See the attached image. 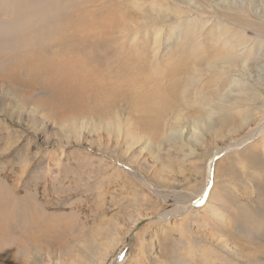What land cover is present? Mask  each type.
<instances>
[{
  "label": "rangeland",
  "instance_id": "obj_1",
  "mask_svg": "<svg viewBox=\"0 0 264 264\" xmlns=\"http://www.w3.org/2000/svg\"><path fill=\"white\" fill-rule=\"evenodd\" d=\"M215 55L226 68L217 78L206 66ZM129 78L192 103L178 123L166 119L175 141L159 156L142 141L149 122L130 115L139 99ZM223 102L242 106L227 114L246 112L238 132L243 118L221 119ZM116 111L142 142L99 128ZM200 114L232 134L195 130ZM261 123L264 0H0V264H264V155L242 154L256 138L233 146ZM204 195L184 231L151 225L178 221L162 216Z\"/></svg>",
  "mask_w": 264,
  "mask_h": 264
},
{
  "label": "bare ground",
  "instance_id": "obj_2",
  "mask_svg": "<svg viewBox=\"0 0 264 264\" xmlns=\"http://www.w3.org/2000/svg\"><path fill=\"white\" fill-rule=\"evenodd\" d=\"M8 1V0H7ZM10 1V0H9ZM13 1H15V0H13ZM9 4V3H8ZM217 5V4H216ZM4 7V6H3ZM17 7V6H16ZM37 8V7H36ZM5 9V8H4ZM230 9V8H229ZM10 12V11H9ZM239 16V15H238ZM14 20V19H13ZM222 20V19H221ZM226 20V19H225ZM224 19L222 20V21H225ZM171 21V20H170ZM220 22V21H219ZM227 22V21H226ZM225 23V22H224ZM28 24V23H27ZM220 24V23H219ZM29 25V24H28ZM224 25V24H223ZM232 25V24H231ZM234 25V24H233ZM224 26H227V25H224ZM223 26V27H224ZM222 27V26H221ZM228 28V27H227ZM231 27H229V29H230ZM234 32H235V30H233ZM234 32H232V33H234ZM225 33H229V32H227V31H225ZM230 34V33H229ZM235 34V33H234ZM235 35H240L239 33H237L236 32V34ZM234 35V36H235ZM222 37V36H221ZM227 38V37H226ZM226 38H224V39H226ZM223 39V40H224ZM74 41V40H73ZM226 44H228L229 46H230V48H229V55L232 53V52H234L235 53V51H236V48H237V45H231V42H230V37H228L226 40H225V43H224V45H226ZM243 44L244 43H241L240 45H239V49H245V48H243L242 46H243ZM240 47H242V48H240ZM238 50V49H237ZM231 52V53H230ZM237 52H241L240 50L239 51H237ZM236 52V53H237ZM207 53H209V52H207ZM238 54V53H237ZM236 54V55H237ZM211 55V54H210ZM228 55V56H229ZM239 55H241V53L239 54ZM207 56V55H206ZM208 57H209V55H208ZM212 57V56H211ZM213 58V59H212ZM209 61H207V68H208V70H210L211 71V69L213 70V73H214V78H217V77H219V76H221V74L222 73H224L225 71H226V68H225V66H224V64H225V60H224V58L222 57V56H218V55H215L214 57H212ZM62 60H60V62H61ZM204 61V60H203ZM204 64H206V63H204ZM246 65V64H245ZM44 66V65H43ZM47 66V65H46ZM59 66V65H58ZM73 66V65H72ZM72 66H70V67H72ZM195 66V65H194ZM205 66V67H206ZM47 67H49V66H47ZM62 67V66H61ZM64 67V66H63ZM62 67V68H63ZM66 67V66H65ZM137 67V66H136ZM197 67V66H196ZM51 69H53V68H51ZM136 68H134V70H135ZM133 70V69H132ZM139 70V69H138ZM135 72V71H134ZM133 72V73H134ZM201 74H203V72L201 73ZM200 76V75H199ZM199 76H198V72H197V76H194L193 77V80L192 81H190V83H189V85H193L194 83H195V81L197 80V78H198V81H199ZM139 77V76H138ZM138 77L136 76V75H134V77L132 76V78L133 79H135L136 80V83H137V81H138ZM201 77V76H200ZM137 78V79H136ZM122 79V78H121ZM120 79V80H121ZM129 79H131V78H129ZM242 79V78H241ZM117 80V79H116ZM201 80V79H200ZM126 81V80H125ZM118 82V81H117ZM130 84H129V86H130V88L132 87L131 86V83L133 82V80L131 79V81H128ZM140 82H142V81H140ZM134 83V82H133ZM135 83V84H136ZM139 83V82H138ZM234 83H236V84H241L242 86L239 88V91L240 92H242V93H245V92H252L253 93V89L252 88H249V87H247V91H246V86L244 87V83L243 82H240V81H237V80H235V82H233V84ZM243 83V84H242ZM117 84V83H116ZM128 83H126V85H127ZM134 84V85H135ZM188 84V83H187ZM208 84V83H207ZM118 85V84H117ZM137 85L138 84H136L135 86L137 87ZM149 85V87L147 88V86ZM249 85V84H248ZM133 87L134 88V91L133 92H135V90H137V92H135V93H137L138 94V98H137V95L136 94H134L133 92H132V90H133V88H131V91L130 92H132L134 95H136L135 97L137 98V100L139 99V101H142V102H140L139 103V101H136V99H132V98H135V97H130L134 102H132L133 104H135L134 105V107L133 106H131L132 107V109H131V111H132V113L130 114V115H132L133 113H136V114H140V115H136L135 114V116H134V118L136 117V116H138V117H141L142 119H143V121H141V122H143V124L145 125V122L146 121H148L149 123H151L150 124V129H148V126H149V123H147L146 122V125H147V127H146V125H145V127H146V129L145 128H143L144 130H145V136H143L144 137V139L142 138V141H145L146 143H148V144H150V145H154L155 147H156V151H157V156H159V151H160V147L165 143V141H168V142H170V141H175V140H173L174 138H173V136L172 137H170V136H168V134H167V131H166V129H165V123H166V119H169V118H172V117H174V120L178 123V121L180 120V117H179V114L181 113V111H182V109H183V107H184V109H187V108H185V107H191V105L190 104H192L191 102H189V99H187L186 97L184 98V97H180V96H175L174 98H173V96H172V93L170 92V89H164V87H161V86H156V84H145L144 86H140V87H137V88H139V89H137L136 87ZM121 87V86H120ZM124 87V86H123ZM126 88L128 87V86H125ZM186 87H187V89H188V91H189V88H188V86L186 85ZM129 88V87H128ZM136 88V89H135ZM104 90V89H103ZM119 90H120V88H119ZM125 90V89H124ZM124 90L122 89V93L123 94H125V92H124ZM130 90V89H129ZM138 90L141 92L142 90H144V91H142V93L145 95H143L142 94V96L139 98V93H138ZM145 90L146 91H148L147 92V94H145L144 92H145ZM177 90V89H176ZM105 91L107 92H109V90H107V89H105ZM121 91V90H120ZM119 91V94L121 93ZM126 92L128 91V89L127 90H125ZM192 91V90H191ZM129 91H128V93H126V95H130L129 93H130ZM121 93V94H122ZM252 93H250V94H252ZM103 94V93H102ZM110 93H106V96L107 95H109ZM116 94V93H115ZM141 94V93H140ZM181 94H183V93H181ZM195 94H196V91H195ZM235 94V93H234ZM249 94V95H250ZM254 94V93H253ZM253 94H252V96H253ZM132 95V94H131ZM168 95V106L166 107V108H162V106H161V104L159 105V103H157V102H159V100H162L165 96H167ZM176 95H177V91H176ZM180 95V94H179ZM255 95H257V93L255 94ZM104 96H105V94H104ZM115 96V95H114ZM113 96V97H114ZM122 97H123V95H121ZM120 96V97H121ZM154 96V97H153ZM193 96V95H192ZM221 97H222V95H220ZM230 96V95H229ZM258 96V95H257ZM113 97H112V99H113ZM120 97H118L119 99V103H121L120 101H123ZM144 99H143V98ZM195 97V96H194ZM224 97H227V96H225V93H224ZM238 97V96H237ZM241 97H242V95H241ZM248 97V96H247ZM124 98V97H123ZM220 98V97H219ZM250 98V97H249ZM240 100L242 99V98H239ZM127 100H129V99H127ZM224 100H226V99H224ZM223 99H222V101H224ZM243 100V99H242ZM247 100V99H246ZM249 100V99H248ZM112 101H114V99L112 100ZM112 101H111V104H112ZM143 101H145L144 103H143ZM146 101H147V103H146ZM233 101V100H232ZM235 101H237V100H235ZM234 101V102H235ZM117 102V101H116ZM124 102V101H123ZM149 102V103H148ZM238 102V101H237ZM235 103V104H231L232 102H230V103H228V102H226L227 103V105H226V103H224L226 106H224V105H220L219 107H218V109H220V110H223V112L222 113H224V112H226V115H224V114H221L220 113V116H221V119H223V120H225L226 121V116L228 115H230L231 113H232V111L230 110V112L231 113H229L228 112V114H227V111L225 110V109H227V108H233V109H235L236 108V110L239 108H242V106L241 105H239L238 103ZM244 102V101H243ZM126 103L128 104L129 103V105L130 104H132L131 103V100H130V102L128 101H126ZM143 103V104H142ZM193 103H195V100H194V102ZM242 103V102H241ZM110 104V105H111ZM246 104V103H245ZM110 105H109V107H110ZM121 105V104H120ZM194 105V104H193ZM232 105V107H230ZM236 107H235V106ZM246 106L248 107L249 106V103H248V105L246 104ZM255 106V105H254ZM257 106V105H256ZM35 110V109H34ZM110 110H112V109H110ZM120 110V109H119ZM133 110H135V111H133ZM225 110V111H224ZM107 111V110H106ZM117 112V111H116ZM124 112V111H123ZM186 112V111H185ZM217 112V111H216ZM243 112H245V111H243ZM242 111H238V112H233V114L235 115V117L237 116V117H239V118H235L234 117V115H230V117H234L235 119H240V118H243V115H244V113H243ZM107 114H108V112H106ZM105 113V115H104V117L105 118H107V119H105V120H103V121H101V122H99V128L101 127V129L103 130V131H105V133L107 132V133H109V135H110V137L111 136H113V138H115V135H117V138H116V140L117 141H121V140H123V143H124V141H126V142H130V143H136L137 141H141V140H139L138 138L139 137H137L138 136V134H135V133H133V131H130V130H128V129H126V127L124 126L125 124V122L123 123V119H122V115H123V113L122 112H117V113H113V112H109V114L110 113H113L112 115L110 114L109 116L107 115ZM125 113V112H124ZM193 114H194V112H192ZM198 113V112H197ZM246 113V112H245ZM191 114V113H190ZM196 114V113H195ZM199 114V113H198ZM197 114V115H198ZM202 114V113H201ZM200 114V115H201ZM125 115H126V113H125ZM127 115H129V114H127ZM126 115V117L128 118V116ZM245 116V115H244ZM123 117H124V115H123ZM125 117V118H126ZM133 117V116H132ZM188 117H190V116H188ZM131 119H133V118H131ZM142 119H140V120H142ZM195 119V118H194ZM123 120V121H122ZM137 120H139V119H136L135 121H137ZM146 120V121H145ZM171 120V119H170ZM173 120V121H174ZM183 120V119H182ZM126 121V120H125ZM172 121V120H171ZM174 121V122H175ZM231 121V120H230ZM250 121V120H249ZM251 121H252V119H251ZM132 122V121H131ZM228 122H229V120H228ZM237 122H239V121H237ZM76 123V122H75ZM171 123V122H170ZM176 123V124H177ZM194 124H193V126L195 127V130H199V129H201V128H205L206 130H213L214 132H215V134H216V130L218 129V134H216V137L218 138H220L222 135H224V133L222 134L221 132H219V129L220 128H218V127H216L215 125H214V118H212L211 117V114L210 115H207L205 118H202V115L201 116H198V118H196V120H194V122H193ZM71 124V123H70ZM83 124V123H82ZM91 124L92 123H90V126H91ZM142 124V125H143ZM175 123H173V125H174ZM189 124H191V123H189ZM244 124H246V120L243 118V119H241V122L240 123H238L236 126H235V128L232 130L233 132H238V130L244 125ZM72 126H73V124H71ZM75 125H77V124H75ZM132 125V124H131ZM66 126V128H67V126H69L68 128H71L72 126H70L69 124H67V125H65ZM65 126L63 127L64 128V130H66L65 129ZM232 126V125H231ZM76 129H77V127L76 126H74ZM95 129L97 128V126H96V124L93 126ZM93 127H91V128H93ZM141 127H144V126H141ZM182 127V126H181ZM67 128V129H68ZM93 128V129H94ZM129 128V127H128ZM178 128V127H177ZM230 128V127H229ZM228 128V129H229ZM126 129V130H125ZM134 129H136V128H134ZM141 129V128H140ZM231 129V128H230ZM138 130V131H137ZM136 131H137V133L139 132V129H137ZM142 130V129H141ZM171 130H173V129H171ZM70 131V130H69ZM68 131V132H69ZM135 131V130H134ZM146 131H150L149 133L148 132H146ZM232 131H228L227 133V135L225 136V137H227L228 135H229V133H231ZM98 132H99V130H98ZM172 132V131H171ZM175 131H173V133H174ZM198 132V131H197ZM95 133H97V132H95ZM142 134L144 133V131H142L141 132ZM189 133V132H188ZM193 133V132H192ZM204 133V132H203ZM252 133V132H251ZM99 134V133H98ZM148 134V135H147ZM221 134V136H219ZM226 134V133H225ZM232 134V133H231ZM230 134V135H231ZM249 134V133H248ZM198 135V134H197ZM96 136H97V134H96ZM141 136V135H140ZM199 136V135H198ZM198 136H196V140H198L199 138L201 139V137H198ZM223 136V138H225ZM262 136V138H260ZM69 137V136H68ZM101 137V136H100ZM247 137H248V135H246L244 138H242L241 140H243V141H241V140H238L239 142V144H237V145H233V146H237V147H239V146H242L243 147V145L245 144V143H251V142H253L254 140H253V138L255 139H257L256 140V142L254 143V144H252V145H250V146H248L247 147V145L243 148L244 149V151H242V154L244 155L246 152L247 153H249V155H247L248 157L247 158H250V159H255L254 158V156H258V159L260 160V157H261V155L263 156L264 154H263V146H261V145H263L264 144V123H261L260 125H258V127H256V129H254V131H253V135H251L250 136V138H248L247 139ZM222 138V137H221ZM68 139V138H67ZM100 139V138H99ZM203 139V138H202ZM114 140V139H113ZM180 140V139H179ZM141 141V142H142ZM199 141V140H198ZM250 141V142H249ZM187 142V141H186ZM171 143V142H170ZM236 143V142H235ZM112 144V143H111ZM127 144H129V143H127ZM206 144V143H205ZM202 145V144H201ZM181 146V145H180ZM204 146V145H203ZM231 147L232 149L234 148V147ZM129 147H134L133 145H130ZM146 148H148V146H145ZM242 147H241V149H242ZM262 147V148H261ZM180 148V147H179ZM191 148V147H190ZM235 149V148H234ZM195 150V149H194ZM239 150V149H238ZM155 151V152H156ZM239 151H241V150H239ZM193 152V151H192ZM238 152V151H237ZM222 153H224V152H222ZM222 153H220V154H222ZM229 153V152H228ZM189 154V153H188ZM189 155H191V154H189ZM216 156H220V155H216ZM230 156H231V154H230ZM237 156H238V163L240 162V156L241 155H239V154H237ZM246 156V155H245ZM186 157V156H185ZM227 157V156H226ZM212 158V157H211ZM229 158V157H228ZM232 158H233V156H232ZM246 158V157H245ZM262 158V157H261ZM214 160H215V158H213ZM221 159H223L222 157H221ZM220 159V160H221ZM236 159V158H235ZM257 159V158H256ZM263 159V158H262ZM219 162V161H218ZM250 162H252V161H250ZM237 163V162H236ZM231 164V163H230ZM212 165H213V162L211 163V166H210V176L212 175ZM221 165V164H220ZM233 165V164H232ZM232 165H230V167L232 166ZM219 166V165H218ZM229 166V165H228ZM221 167V166H220ZM230 167H227L228 169L230 168ZM248 167V166H247ZM219 168V167H218ZM217 171L219 170V169H216ZM224 171V170H223ZM232 171H233V167H232ZM236 171H238V168H237V170ZM240 171V170H239ZM147 178V177H146ZM161 179H165V177L164 176H161ZM169 181V180H168ZM167 182V181H166ZM177 183V182H176ZM211 180L209 181V183H208V189H211ZM172 184V183H171ZM215 187V186H214ZM173 189V188H172ZM174 190V189H173ZM176 193V192H175ZM212 194H213V192L210 194V197L212 196ZM171 195V194H170ZM210 197H209V199H210ZM205 198V200H206V198H207V196L206 195H204L202 198H200V200L196 203V205H193V206H181L180 205V207H175V209L173 208V210H170V212H168L167 214H163V216H162V218L163 217H167L166 219H168V220H170V219H176V218H178V217H180L182 214L184 215L181 219H179L178 221L176 220L175 222H168L167 221V223H165L166 225H164V223H160V222H158V223H154V222H152L151 223V225H163L164 226V228L165 229H168V230H171L172 232H174V231H178V232H182V231H184L186 228H185V226L187 227H189V224L187 225L186 223V221L187 220H189V221H197V219H199V216H200V214H196V215H194V213L193 212H188L189 210H192V209H195L196 207H198V206H200L203 202L202 201H204L203 199ZM208 199V200H209ZM211 203V202H210ZM207 205H209V201L207 202V204H206V206ZM215 210V209H214ZM165 211V210H164ZM219 212H221V211H219ZM166 213V212H165ZM165 215V216H164ZM161 216V215H160ZM205 218V217H204ZM161 219V218H160ZM172 219V220H173ZM161 220H164V219H161ZM163 222V221H162ZM166 226V227H165ZM190 229V228H189ZM188 228H187V230H189ZM173 235V234H172ZM140 240V242H142L141 243V246H146L145 245V239H143V236L141 237V238H139ZM141 249H143L142 247H141ZM189 249V248H188ZM188 254V253H187ZM189 256V255H188ZM188 258V257H187ZM144 259V258H143ZM163 261H165V260H163ZM163 261H161L162 263H163ZM192 262V261H191ZM141 264V263H140Z\"/></svg>",
  "mask_w": 264,
  "mask_h": 264
}]
</instances>
